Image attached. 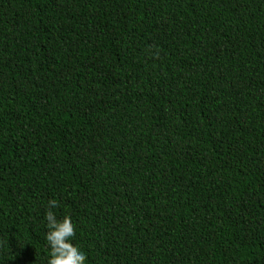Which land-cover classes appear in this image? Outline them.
Segmentation results:
<instances>
[{"label": "trees", "instance_id": "trees-1", "mask_svg": "<svg viewBox=\"0 0 264 264\" xmlns=\"http://www.w3.org/2000/svg\"><path fill=\"white\" fill-rule=\"evenodd\" d=\"M264 264V0H0V264Z\"/></svg>", "mask_w": 264, "mask_h": 264}, {"label": "clouds", "instance_id": "clouds-1", "mask_svg": "<svg viewBox=\"0 0 264 264\" xmlns=\"http://www.w3.org/2000/svg\"><path fill=\"white\" fill-rule=\"evenodd\" d=\"M47 211L44 213L48 255L46 264H87L86 253L73 243L76 239L75 225L70 216L58 218L55 209L58 208L56 199H49Z\"/></svg>", "mask_w": 264, "mask_h": 264}]
</instances>
